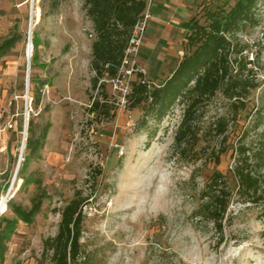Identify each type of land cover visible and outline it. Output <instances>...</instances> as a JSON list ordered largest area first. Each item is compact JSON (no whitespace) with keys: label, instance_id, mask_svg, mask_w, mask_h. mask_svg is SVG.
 <instances>
[{"label":"rangeland","instance_id":"374dc122","mask_svg":"<svg viewBox=\"0 0 264 264\" xmlns=\"http://www.w3.org/2000/svg\"><path fill=\"white\" fill-rule=\"evenodd\" d=\"M145 1L149 18L144 16L135 30L128 60L154 89L185 55L178 10L187 12L188 21L202 7L229 10L238 0ZM52 2L0 0V46L19 38L0 57V204L30 211L37 197H43L32 224L19 221L10 210L0 214L17 222L3 264H52L51 254L44 253V241L57 235L60 212L77 192L88 200L81 238V259L86 264H264V207L234 197L222 232L193 216L214 164L208 152L200 150L205 137L196 148L199 156H183L176 150L183 105H176L158 122L147 113V104L135 110L129 103L119 107L107 82L109 116L103 109L90 112L94 100H105L102 88H93L95 33L85 0H59L55 10ZM257 20L258 26L239 38L248 47L245 55L250 60L260 58L254 70L259 86L237 124L230 126V147L244 132L247 143H264V114L258 118L264 108V1ZM30 25L34 81L29 84L32 111L24 136ZM34 98H40L38 107ZM226 106L222 97L214 98L204 109L201 127L225 113ZM11 120L15 129L8 130ZM30 120L33 138L42 144L33 151L27 149ZM257 123L260 128L254 130ZM206 139L218 140L209 135ZM120 146L125 147L123 157L117 153ZM231 165L230 152L222 156L219 169L227 172Z\"/></svg>","mask_w":264,"mask_h":264},{"label":"trees","instance_id":"16d2710c","mask_svg":"<svg viewBox=\"0 0 264 264\" xmlns=\"http://www.w3.org/2000/svg\"><path fill=\"white\" fill-rule=\"evenodd\" d=\"M263 1L238 0L229 10L202 7L200 13L182 23L185 55L171 76L154 89H149L148 84L141 82L143 76L139 75L128 101L130 110L147 104V113H152L158 122L176 105H183L182 119L175 135L176 150L183 156L190 153L199 156L196 148L205 137V145L200 150L207 151L214 164L193 216L213 224L219 232L223 231V222L234 197L243 204L264 207V143H247L246 132L236 145L230 147L228 143L231 124H237L252 93L259 86L254 70L260 58L250 60L249 55H245L248 47L242 44L239 36L258 26L257 13ZM58 6L59 0H53L52 10ZM84 8L95 33L91 68L95 73L93 88L97 90L101 79L117 75L133 31L144 18L147 3L145 0H85ZM18 41V37L5 41L0 46V57ZM30 81H34L33 76ZM100 88L106 101L105 85H100ZM218 96L226 101V112L210 121L204 129L199 123L200 118L204 109ZM39 101L40 98H34L35 107ZM105 101L94 100L90 112L95 114L103 109V113L109 116L110 109ZM263 114L264 108L258 113L259 120ZM260 124L257 123L253 129L260 128ZM28 135V150L42 146L38 139L33 138V120L29 122ZM208 135L217 138V142L206 141ZM230 152L232 165L223 172L219 169L221 158ZM37 198L30 211L13 203H9L7 209L19 221L32 224L42 206V195ZM86 202L88 200L77 192L61 210L57 235L44 241V253L51 254L52 264H86L81 259ZM16 227L14 219L0 217V264L5 261L8 243Z\"/></svg>","mask_w":264,"mask_h":264},{"label":"built area","instance_id":"2783aa9c","mask_svg":"<svg viewBox=\"0 0 264 264\" xmlns=\"http://www.w3.org/2000/svg\"><path fill=\"white\" fill-rule=\"evenodd\" d=\"M144 16H145V20L149 18V15L144 14ZM141 21L138 23V25L135 27V29L133 31V34H132V37H131V40L129 43V47L125 52L124 60L122 62V65H121L117 75L113 78H108L107 76L104 77L103 79L100 80L99 86H98L100 88V85L107 83V82L109 84H111L114 92L117 94L118 102L116 104L122 108H124L126 105H128L129 97H130L132 90H133V83L136 81V79H135L136 75H139V74L141 75V72H143L142 70H139L136 68L135 63H130L128 60V54H129L130 49H131V44L136 43V37L135 36H137V35H136L135 30L140 29V26L142 24ZM143 30H144V27L142 28V31ZM141 82L143 84H148L144 79H141ZM30 100H31V98L29 96V90H27V95H26V101H27V103H26V117H27V121H28V118L30 115V111H32V109L30 107V103H29ZM105 102H107V101H105ZM6 129H8V130L15 129V125L13 124L12 120L10 121V123ZM117 153H118L119 157H123L126 153L125 147L120 146Z\"/></svg>","mask_w":264,"mask_h":264},{"label":"water","instance_id":"95a60500","mask_svg":"<svg viewBox=\"0 0 264 264\" xmlns=\"http://www.w3.org/2000/svg\"><path fill=\"white\" fill-rule=\"evenodd\" d=\"M32 25V24H31ZM30 25V28H29V34H30V37H29V43H28V49L32 46V42H31V31H32V26ZM27 77H26V90H29V84H30V57H29V53H27ZM26 124H25V129H24V136L26 135L27 133V119L25 120ZM25 138V137H24ZM23 148H24V145H23ZM20 163L19 162V165H18V169H19V166H20Z\"/></svg>","mask_w":264,"mask_h":264},{"label":"bare ground","instance_id":"6f19581e","mask_svg":"<svg viewBox=\"0 0 264 264\" xmlns=\"http://www.w3.org/2000/svg\"><path fill=\"white\" fill-rule=\"evenodd\" d=\"M37 11H38V10H37ZM37 11L34 12V17H36V16L38 15V12H37ZM31 47H32V46H31ZM31 47L28 49L29 57H30V55L32 56ZM30 58H31V57H30ZM7 210H8V209H7V207H6V203L3 201V202L0 204V214L6 212Z\"/></svg>","mask_w":264,"mask_h":264},{"label":"crops","instance_id":"0c3cea01","mask_svg":"<svg viewBox=\"0 0 264 264\" xmlns=\"http://www.w3.org/2000/svg\"><path fill=\"white\" fill-rule=\"evenodd\" d=\"M173 14L175 15V13H173ZM178 14L181 15V18H179V21L181 22V24L184 23V22H186V20H185L184 18H186V15H188L187 12H185V11H181V9H179V10H178V13L176 14V16H177ZM182 18H183V19H182Z\"/></svg>","mask_w":264,"mask_h":264}]
</instances>
